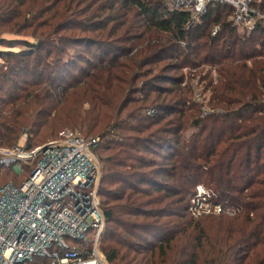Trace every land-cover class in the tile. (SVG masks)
<instances>
[{"label": "trees", "instance_id": "16d2710c", "mask_svg": "<svg viewBox=\"0 0 264 264\" xmlns=\"http://www.w3.org/2000/svg\"><path fill=\"white\" fill-rule=\"evenodd\" d=\"M254 6L264 13V0ZM232 12L0 0V147L23 133L28 147L67 129L99 137L110 264H264V23L246 34ZM185 67L206 105L172 73ZM25 178L0 169V187ZM198 183L235 214L192 219Z\"/></svg>", "mask_w": 264, "mask_h": 264}, {"label": "built area", "instance_id": "2783aa9c", "mask_svg": "<svg viewBox=\"0 0 264 264\" xmlns=\"http://www.w3.org/2000/svg\"><path fill=\"white\" fill-rule=\"evenodd\" d=\"M256 1L164 0L195 19L212 3L229 5L232 25L246 34L264 23ZM218 30L217 25L212 33ZM28 137L23 133L14 146L0 147V169L26 175L21 183L10 180L0 187V264H110L100 247L106 220L95 152L99 137L86 139L67 129L34 147H28ZM235 212L202 183L189 195L192 219Z\"/></svg>", "mask_w": 264, "mask_h": 264}, {"label": "rangeland", "instance_id": "374dc122", "mask_svg": "<svg viewBox=\"0 0 264 264\" xmlns=\"http://www.w3.org/2000/svg\"><path fill=\"white\" fill-rule=\"evenodd\" d=\"M161 1H164V0H161ZM27 34H28V32L26 31V32L20 34V36H18V37H23L24 35H27ZM15 36L16 35H14V34L8 35V37H15ZM1 62H3V61L1 60L0 63ZM193 71L196 73L197 69H194ZM172 73H175L177 75H182V77H184V80H183L184 84L190 83L191 88L193 90L192 98L195 101V103L203 104V105H206L208 103L209 92L204 90V88H203L204 83L201 81L199 76H195V77L190 76L189 75L190 69L188 67H185V68H182L179 70H173ZM203 115H204V113H203ZM65 128H71V127H63L60 129H65ZM68 130H70V129H68ZM50 138H48V139H50ZM46 140H45V142H46ZM202 184H204V183H202ZM205 186H207V185H205ZM207 187H209V186H207ZM234 214H220V215H234ZM209 216H218V215H209ZM206 217H208V216H203L202 218L194 219V220H201V221L205 220V221H207L208 219H205Z\"/></svg>", "mask_w": 264, "mask_h": 264}]
</instances>
